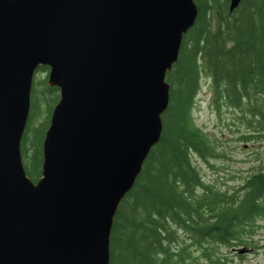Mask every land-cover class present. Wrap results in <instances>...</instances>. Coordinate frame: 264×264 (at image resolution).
<instances>
[{
    "label": "water",
    "instance_id": "water-1",
    "mask_svg": "<svg viewBox=\"0 0 264 264\" xmlns=\"http://www.w3.org/2000/svg\"><path fill=\"white\" fill-rule=\"evenodd\" d=\"M242 0H230V11ZM195 0H0V264H110L121 201L162 136ZM60 88L28 175L39 67Z\"/></svg>",
    "mask_w": 264,
    "mask_h": 264
},
{
    "label": "trees",
    "instance_id": "trees-1",
    "mask_svg": "<svg viewBox=\"0 0 264 264\" xmlns=\"http://www.w3.org/2000/svg\"><path fill=\"white\" fill-rule=\"evenodd\" d=\"M195 1L196 22L167 73L170 102L161 139L115 215L110 264H228L230 253L244 257L264 249V0H242L233 11L230 0ZM41 71L46 76H38ZM48 74L47 66L36 72L21 145L34 181L60 99ZM204 78L218 113L235 111L231 136L256 143V163L234 187L206 179L200 167L229 158L222 136L193 118Z\"/></svg>",
    "mask_w": 264,
    "mask_h": 264
},
{
    "label": "rangeland",
    "instance_id": "rangeland-1",
    "mask_svg": "<svg viewBox=\"0 0 264 264\" xmlns=\"http://www.w3.org/2000/svg\"><path fill=\"white\" fill-rule=\"evenodd\" d=\"M37 75L46 76V71L38 72ZM234 114L235 111L231 108H224L220 114L218 113L217 108L212 104L209 80L204 78L193 109V118L198 126L222 136V147L229 158L214 160L215 166L200 164V167L206 179L218 181L225 187L238 185L241 177L247 175L256 163L254 158L256 143L238 141L231 136L230 127L235 128L231 125ZM230 257H233V260L228 264H264V249L258 253L248 252L244 257L237 256L233 252L230 253Z\"/></svg>",
    "mask_w": 264,
    "mask_h": 264
}]
</instances>
